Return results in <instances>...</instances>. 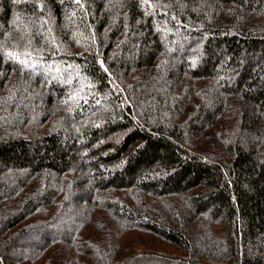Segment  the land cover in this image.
Here are the masks:
<instances>
[{
	"label": "trees",
	"instance_id": "1",
	"mask_svg": "<svg viewBox=\"0 0 264 264\" xmlns=\"http://www.w3.org/2000/svg\"><path fill=\"white\" fill-rule=\"evenodd\" d=\"M0 264H264V0H0Z\"/></svg>",
	"mask_w": 264,
	"mask_h": 264
},
{
	"label": "rangeland",
	"instance_id": "2",
	"mask_svg": "<svg viewBox=\"0 0 264 264\" xmlns=\"http://www.w3.org/2000/svg\"><path fill=\"white\" fill-rule=\"evenodd\" d=\"M161 39L164 40V41L166 40L165 37H161ZM156 242H157V240H156ZM164 247H166V246L164 245ZM142 250H143L142 248L137 249V251H139V252L142 251ZM157 250H159V249H157ZM165 250H166V251H169V252H172V251H173L172 248H168V247H166ZM162 251H163V250H162ZM175 253H176V252H175Z\"/></svg>",
	"mask_w": 264,
	"mask_h": 264
},
{
	"label": "snow or ice",
	"instance_id": "3",
	"mask_svg": "<svg viewBox=\"0 0 264 264\" xmlns=\"http://www.w3.org/2000/svg\"><path fill=\"white\" fill-rule=\"evenodd\" d=\"M9 57H14V54L13 53H9ZM18 59V57H16ZM23 63H26V62H23Z\"/></svg>",
	"mask_w": 264,
	"mask_h": 264
}]
</instances>
